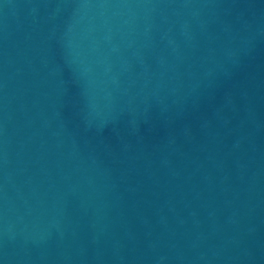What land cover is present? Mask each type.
<instances>
[{"label": "water", "instance_id": "95a60500", "mask_svg": "<svg viewBox=\"0 0 264 264\" xmlns=\"http://www.w3.org/2000/svg\"><path fill=\"white\" fill-rule=\"evenodd\" d=\"M0 264H264V0H0Z\"/></svg>", "mask_w": 264, "mask_h": 264}]
</instances>
